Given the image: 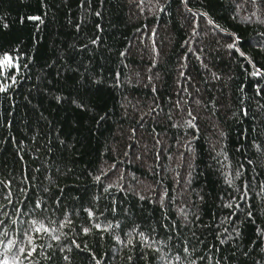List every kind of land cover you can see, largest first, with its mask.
<instances>
[{
	"label": "trees",
	"instance_id": "1",
	"mask_svg": "<svg viewBox=\"0 0 264 264\" xmlns=\"http://www.w3.org/2000/svg\"><path fill=\"white\" fill-rule=\"evenodd\" d=\"M0 88V261L264 264V0H0Z\"/></svg>",
	"mask_w": 264,
	"mask_h": 264
},
{
	"label": "snow or ice",
	"instance_id": "2",
	"mask_svg": "<svg viewBox=\"0 0 264 264\" xmlns=\"http://www.w3.org/2000/svg\"><path fill=\"white\" fill-rule=\"evenodd\" d=\"M229 47H235V45H229ZM11 61H12V58L11 57H6L2 63H6V64H11ZM256 74H259V70L257 71V73H254V75ZM0 91H3V88H0ZM11 223H15V221H10ZM0 224H3V220H0ZM37 225V222L35 220L32 221V227H33V230L36 232V233H40L41 231H44V232H50V231H54V229H49L47 228L46 226H44L43 224H40L39 226H36ZM4 235H7V232H3ZM27 236H28V243L31 244L32 243V237L31 235L26 231L25 233ZM54 239H58V237H53ZM0 245H3L5 247V249H10L14 246V242L9 240L5 243V241L3 240H0ZM36 251V248L33 247L31 249V251L28 253L29 255H31V252H34ZM18 252L20 253H23L24 252V249L23 248H19L18 249ZM0 264H8V260L7 259H4L2 261H0Z\"/></svg>",
	"mask_w": 264,
	"mask_h": 264
},
{
	"label": "rangeland",
	"instance_id": "3",
	"mask_svg": "<svg viewBox=\"0 0 264 264\" xmlns=\"http://www.w3.org/2000/svg\"><path fill=\"white\" fill-rule=\"evenodd\" d=\"M110 176H112V174ZM8 264H10V260H8Z\"/></svg>",
	"mask_w": 264,
	"mask_h": 264
}]
</instances>
